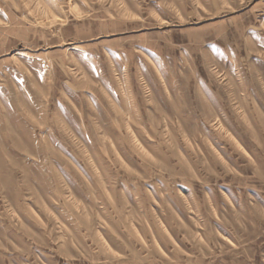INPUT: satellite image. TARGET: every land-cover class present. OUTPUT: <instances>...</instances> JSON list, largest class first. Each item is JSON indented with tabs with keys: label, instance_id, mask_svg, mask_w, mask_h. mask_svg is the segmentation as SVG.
Instances as JSON below:
<instances>
[{
	"label": "rangeland",
	"instance_id": "1",
	"mask_svg": "<svg viewBox=\"0 0 264 264\" xmlns=\"http://www.w3.org/2000/svg\"><path fill=\"white\" fill-rule=\"evenodd\" d=\"M0 264H264V0H0Z\"/></svg>",
	"mask_w": 264,
	"mask_h": 264
}]
</instances>
